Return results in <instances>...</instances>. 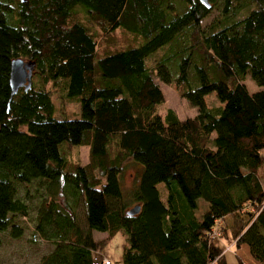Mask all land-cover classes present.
<instances>
[{
  "label": "trees",
  "instance_id": "16d2710c",
  "mask_svg": "<svg viewBox=\"0 0 264 264\" xmlns=\"http://www.w3.org/2000/svg\"><path fill=\"white\" fill-rule=\"evenodd\" d=\"M215 1L219 12L203 30ZM207 3L0 0V233L21 234L14 218L27 212L15 186L42 182L33 232L51 249L37 264H96L94 252L117 233L120 264H225L213 241L228 235L264 264V0ZM15 58L33 62L32 79L8 100ZM245 74L256 91L241 84ZM153 77L172 83L195 115L160 114ZM46 83L77 103L78 118L53 117ZM209 93L220 106H205ZM70 146L86 148L84 164L64 159ZM126 162L137 175L123 199ZM216 220L220 234L208 239Z\"/></svg>",
  "mask_w": 264,
  "mask_h": 264
},
{
  "label": "rangeland",
  "instance_id": "374dc122",
  "mask_svg": "<svg viewBox=\"0 0 264 264\" xmlns=\"http://www.w3.org/2000/svg\"><path fill=\"white\" fill-rule=\"evenodd\" d=\"M219 4L215 1V5L209 9V12L200 20V28L205 29L207 25L214 19L219 12ZM117 37L118 34H115ZM159 51L155 53L152 58H156L159 55ZM152 59L146 58L145 64L151 66ZM32 79V78H31ZM153 82L157 84L158 89L163 98V104L160 108V114L165 109H170L174 112L177 119L191 118L195 115L196 109L186 105L185 101L178 95V92L173 88V84H163L156 78H152ZM241 84L244 86L248 93L257 90V87L245 74ZM44 90L49 92L50 101L53 107V117L56 119H74L78 118V105L75 101H68L64 98L60 87L55 84L51 85L46 83L43 85ZM204 104L207 108H215L220 106L216 98L212 93H209L203 98ZM64 153V159L70 163H76L82 165L86 162V148L81 146H70L62 149ZM264 174V171H262ZM137 175V167L129 162L124 164V167L119 175V184L121 189L122 198L127 197L128 191L132 188ZM42 182L33 180L27 184H18L15 186V197L21 200L26 206L25 217H15L16 224L21 228V234L18 238H11L8 233H0V264H37L41 256L48 253L51 249V244L47 241L39 239L33 232V220L35 216L36 206L38 205L39 197L44 195V186ZM159 196L163 199L162 185L158 184ZM196 213L198 214L203 209V204H197ZM76 218L79 224L83 225V217L80 208V204L77 203L74 208ZM240 219V223L250 221L245 214L237 216ZM231 225V219L229 217L223 218V227L225 230L229 229ZM105 235L103 233L92 232L91 238L93 241L104 240ZM230 242L229 235L226 239H217L213 241V244L223 252V260L225 264H236L233 251L234 248L226 250L224 246ZM123 245V237L117 233L110 240L104 244V246L94 252L93 256L96 261L101 257H105L110 264H120V253ZM229 248V246H228ZM226 250V251H225ZM241 251L238 252L241 256Z\"/></svg>",
  "mask_w": 264,
  "mask_h": 264
},
{
  "label": "water",
  "instance_id": "95a60500",
  "mask_svg": "<svg viewBox=\"0 0 264 264\" xmlns=\"http://www.w3.org/2000/svg\"><path fill=\"white\" fill-rule=\"evenodd\" d=\"M19 3L24 2V0H16ZM198 3L204 8H208L209 5L207 0H197ZM33 62L26 61L20 58L11 59L8 66V77L7 86L9 90L8 100L17 92L18 89L26 91L30 87V79L33 70ZM138 211V206L134 205L129 208L125 215L132 216Z\"/></svg>",
  "mask_w": 264,
  "mask_h": 264
},
{
  "label": "built area",
  "instance_id": "2783aa9c",
  "mask_svg": "<svg viewBox=\"0 0 264 264\" xmlns=\"http://www.w3.org/2000/svg\"><path fill=\"white\" fill-rule=\"evenodd\" d=\"M241 212H249L250 208L247 204H243L241 209ZM221 222L219 220H216L213 224V226L209 229V231L206 233V237L208 239H215L219 236L220 232H219V226H220ZM96 264H109L108 260L104 257L99 258V260L97 261ZM211 264V263H209Z\"/></svg>",
  "mask_w": 264,
  "mask_h": 264
},
{
  "label": "crops",
  "instance_id": "0c3cea01",
  "mask_svg": "<svg viewBox=\"0 0 264 264\" xmlns=\"http://www.w3.org/2000/svg\"><path fill=\"white\" fill-rule=\"evenodd\" d=\"M228 246H229V248H228ZM224 247L226 250L231 249V242H229V244L224 246ZM239 251L242 252L241 256H239V254H238ZM233 255H236L239 258L241 264H259L256 261L251 259V257L249 256V253H248L247 246L244 244H239L238 247L236 249H234Z\"/></svg>",
  "mask_w": 264,
  "mask_h": 264
}]
</instances>
